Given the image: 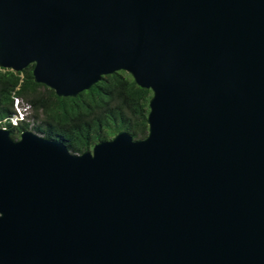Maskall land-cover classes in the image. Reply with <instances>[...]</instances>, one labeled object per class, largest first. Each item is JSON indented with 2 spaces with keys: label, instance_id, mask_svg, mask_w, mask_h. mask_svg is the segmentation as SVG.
<instances>
[{
  "label": "water",
  "instance_id": "obj_1",
  "mask_svg": "<svg viewBox=\"0 0 264 264\" xmlns=\"http://www.w3.org/2000/svg\"><path fill=\"white\" fill-rule=\"evenodd\" d=\"M28 66L59 98L125 72L147 134L0 128V264H264V0H0V68Z\"/></svg>",
  "mask_w": 264,
  "mask_h": 264
},
{
  "label": "trees",
  "instance_id": "obj_2",
  "mask_svg": "<svg viewBox=\"0 0 264 264\" xmlns=\"http://www.w3.org/2000/svg\"><path fill=\"white\" fill-rule=\"evenodd\" d=\"M32 66L22 72L0 68V127L16 140L30 129L48 140L61 142L71 154H83L94 145L125 131L133 140L146 136L151 91L138 87L125 72L107 75L76 98H59L33 80ZM19 98L30 110L16 127L7 119L15 113ZM5 123H3V121Z\"/></svg>",
  "mask_w": 264,
  "mask_h": 264
},
{
  "label": "built area",
  "instance_id": "obj_3",
  "mask_svg": "<svg viewBox=\"0 0 264 264\" xmlns=\"http://www.w3.org/2000/svg\"><path fill=\"white\" fill-rule=\"evenodd\" d=\"M13 107H14L15 113L7 119V122L11 126L16 127L20 122H23L26 120L28 116V112H27L28 108L23 105L22 101L19 98L14 99ZM5 121L6 120H4L3 123H5ZM0 128L6 129L3 126H1Z\"/></svg>",
  "mask_w": 264,
  "mask_h": 264
},
{
  "label": "rangeland",
  "instance_id": "obj_4",
  "mask_svg": "<svg viewBox=\"0 0 264 264\" xmlns=\"http://www.w3.org/2000/svg\"><path fill=\"white\" fill-rule=\"evenodd\" d=\"M24 105V104H23ZM25 106V105H24ZM25 107H27V106H25ZM28 108V107H27ZM27 112H28V114L30 113V110H29V108L27 109ZM32 125H33V121H30V129H28V131H31V132H33L32 131ZM7 129V128H6ZM34 133V132H33ZM18 139V138H17Z\"/></svg>",
  "mask_w": 264,
  "mask_h": 264
}]
</instances>
